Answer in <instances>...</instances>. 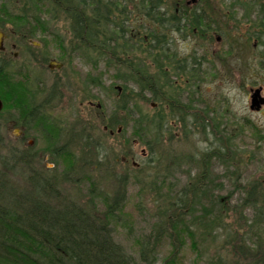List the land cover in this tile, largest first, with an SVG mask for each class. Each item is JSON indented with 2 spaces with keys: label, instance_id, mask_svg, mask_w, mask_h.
Masks as SVG:
<instances>
[{
  "label": "rangeland",
  "instance_id": "1",
  "mask_svg": "<svg viewBox=\"0 0 264 264\" xmlns=\"http://www.w3.org/2000/svg\"><path fill=\"white\" fill-rule=\"evenodd\" d=\"M167 3L169 11L174 12L180 9L183 1L167 0ZM186 3L190 13L196 9L205 12L211 30L197 35L183 28L182 32H172V50L177 59L185 58L187 63L181 76L170 74L172 86L178 94L180 92L176 96L180 103L169 99L165 102V110L169 112L173 107L183 112L179 111L181 115L168 119V133L159 142L152 139L146 144L148 142L133 134L134 122L130 119L138 115L133 105H129L133 108L131 112L118 111L123 120L128 117L129 123L123 121L126 123L124 127L119 125L120 128L110 129L105 125L103 120L114 113L118 104L116 93L109 90V86L115 83L114 71H105L104 62L96 68L90 56L84 55L82 50H71V45L77 41L72 34L71 21L65 15L50 21L47 33L39 30L34 33L27 18L25 25L22 24V15H31L34 10L28 0H0V8L6 5L8 12L15 16L10 20V16L0 11V20L5 22L1 29L4 37L0 65L31 74L30 85L38 92L37 103L49 97L48 90L57 86L48 114L63 128L74 127L80 133L72 139L65 129L66 136L57 142V146L63 148L65 142L71 140L70 149L78 160V167L93 174L99 190L113 195L120 185L119 180L125 181L127 197L121 217L113 224V235L116 242L134 257L135 264H146L140 259L139 242L154 229H168V219L164 215L168 214L169 202L179 200L183 197L182 190L201 181L202 174L207 172V152L219 151L220 159L209 158L212 183L207 184L208 194L201 199L196 214L203 215V210L213 214L214 196V200L218 199L225 207L219 212L216 208L214 213L221 220V228L205 229L198 223L193 224L192 217L186 216L184 221L195 232L198 251L192 248L190 238L185 234L175 250L165 234L154 254L153 264H245L249 261L243 257L248 253H240L235 247L254 249L260 240L264 244V229L258 237L257 231L250 228L256 218L255 209L243 204L246 193L253 186H261L264 192V142L253 133V127H256L264 135V103L259 109H251L253 92L259 89L264 99V34L255 27L258 17L253 11L257 1L186 0ZM18 16L22 18L18 19ZM135 16H131L130 21L134 22ZM44 19L49 21L50 17ZM56 34L64 39L67 52L71 51L66 57L57 48ZM32 41H48V44L39 50L34 47L36 45H30ZM34 54L42 55V60H31ZM51 60L62 63L61 69H48ZM147 65L154 74L156 71L149 61ZM90 75L95 78L103 75V86L91 87ZM116 85L122 84L117 81ZM138 106L139 110L150 115L160 107L158 102L150 101L140 102ZM6 120L7 115L1 114L2 157L8 158L12 148L26 151L30 147L38 156L36 168L40 173H63L66 160L58 157L56 163L52 161L53 156L46 148L43 135L33 130L25 132L22 125ZM23 132L27 133L25 140L21 139ZM89 137L93 138L91 149L84 141ZM89 151L94 153L91 159L88 158ZM100 162L102 166L98 165ZM11 177L27 191L29 177L26 173ZM68 181L61 182L63 193L85 203L88 183L76 176ZM103 203V200H97L100 210L104 209ZM237 234L241 238L231 244ZM253 263H256L255 259Z\"/></svg>",
  "mask_w": 264,
  "mask_h": 264
},
{
  "label": "trees",
  "instance_id": "2",
  "mask_svg": "<svg viewBox=\"0 0 264 264\" xmlns=\"http://www.w3.org/2000/svg\"><path fill=\"white\" fill-rule=\"evenodd\" d=\"M182 1L180 9L170 12L167 0H28V5L34 10L31 15H22V24L25 25L27 18L34 33L38 30L47 33L50 21L65 15L71 21L72 34L77 41L71 45V50H82L84 55L90 56L96 68L100 62H104L105 71H114L112 77L115 83L109 86V90L116 93L118 104L114 113L103 120L105 125L110 129L119 125L124 127L126 123L123 121L129 123L128 117L123 120L118 111L124 109L131 112L133 108L129 105H133L138 114L130 119L134 122L133 134L149 144L152 139L159 142L168 133V119L183 112L173 107L169 112L165 110V102L169 99L180 103L176 98L180 92L178 94L172 86L170 74L181 76L187 63L185 58L177 59V54L172 50V32H182L183 28L197 35L198 32L211 30L205 12L196 9L190 13L186 0ZM255 1L257 7L253 11L257 12L258 17L255 27L264 34V0ZM0 11L10 16V20L15 17L8 12L6 5ZM135 14L134 23L130 18ZM45 16H49L50 20L44 19ZM22 17L18 16V19ZM4 25L5 22L0 20V29ZM54 39L63 57L68 56L70 50L67 52L64 39L58 34L54 35ZM44 44L47 45L48 41ZM147 61L154 67V74ZM18 75V72L0 65V99L3 102L0 115L6 114V121L22 125L26 128L25 132L33 130L43 135L46 148L53 156L52 161L55 162L58 157L65 159L66 169L60 174L40 173L36 168L38 156L30 147L26 151L12 148L8 158L0 155V264H135L134 257L116 242L113 235V224L121 217L127 197L125 181L119 180L120 185L113 195L99 190L93 174L84 172V167H81L82 170L78 167V160L70 149L71 140H67L63 148L57 146V142L66 136L65 129L72 139L80 134L74 127L63 128L48 114L47 109L55 99L57 86L48 90L49 97L37 103L38 92L29 85V80L22 81ZM101 78L90 75L88 82L91 87H97L102 85ZM117 81L122 85L117 86ZM132 86L138 90L135 91ZM41 89L44 90L42 86ZM149 101L160 105L152 115L143 113L138 106L140 102ZM253 128L255 136L264 142L262 132ZM25 132L22 140L27 136ZM83 138L86 137L83 135ZM92 140V137L84 139L88 149L92 148ZM93 154L89 151L88 158L91 159ZM211 157L220 159L219 151L207 152V172L202 174L201 181L182 190L183 197L179 200L169 202L166 209L168 214L164 215L168 219V229H154V234L139 242L140 259L144 263H154V254L165 234L175 250L185 234L190 238L192 248L198 251L195 232L184 221L186 216L192 217L193 224L198 223L205 229L221 228V220L214 213L216 208H219V212L225 207L218 199L214 200V196L213 214L205 210L203 215L196 214L201 199L208 194L207 184L212 183L208 169ZM98 165L102 166V163ZM81 172L84 173L79 175ZM18 173L28 175L27 191L22 190L11 177H18ZM75 176L89 185L85 203L62 191L61 182L69 183L68 179ZM252 188L246 193L243 204L256 211L250 228L255 229L259 237L264 229V192L261 186ZM98 199L104 201L102 210L97 204ZM240 238L237 234L231 244ZM238 246L235 248L239 252L248 253V258L241 256L249 261L245 264H264V244L261 240L254 249L248 247L245 250L243 245L242 250ZM197 256L200 254L197 253ZM254 259L256 263H253Z\"/></svg>",
  "mask_w": 264,
  "mask_h": 264
},
{
  "label": "flooded vegetation",
  "instance_id": "3",
  "mask_svg": "<svg viewBox=\"0 0 264 264\" xmlns=\"http://www.w3.org/2000/svg\"><path fill=\"white\" fill-rule=\"evenodd\" d=\"M0 31L3 33V37H4V32L0 29ZM1 45H2V43H1ZM30 45H32V46H34V45H36V46H34L35 48H37V49H39V50H41V49H43L44 48V43L42 42V41H40V43H33V41L31 42V44ZM17 54H15V56H16ZM30 56H28V58H29ZM42 55H40V56H38V55H36V54H34V55H32L31 56V60H38V58L40 59V60H42ZM63 66V64L62 63H60V62H58V61H53V60H51L50 61V63H49V65H48V69H51V70H54L55 68H60L61 69V67ZM9 71H12V70H10V69H8ZM12 72H18V71H12ZM19 74L21 73V75H20V79L22 80V81H26V80H29V85H30V77H31V74L28 72H18ZM31 86V85H30ZM254 93V92H253ZM252 93V94H253ZM22 138H24V132H23V134H22V137H21V139Z\"/></svg>",
  "mask_w": 264,
  "mask_h": 264
},
{
  "label": "water",
  "instance_id": "4",
  "mask_svg": "<svg viewBox=\"0 0 264 264\" xmlns=\"http://www.w3.org/2000/svg\"><path fill=\"white\" fill-rule=\"evenodd\" d=\"M2 38H3V33L0 31V50L2 49ZM264 103V99L260 96V90L257 89L253 94H252V103H251V109H259L261 105ZM3 109V102L0 99V112Z\"/></svg>",
  "mask_w": 264,
  "mask_h": 264
}]
</instances>
